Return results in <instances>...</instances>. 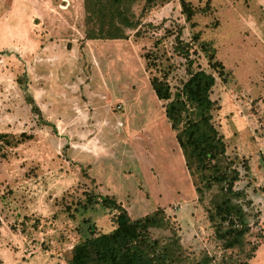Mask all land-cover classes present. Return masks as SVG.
<instances>
[{"label":"rangeland","instance_id":"374dc122","mask_svg":"<svg viewBox=\"0 0 264 264\" xmlns=\"http://www.w3.org/2000/svg\"><path fill=\"white\" fill-rule=\"evenodd\" d=\"M211 3L215 11L196 15L193 28L171 0L140 17L137 36L126 30V39L85 40L82 0H0L1 264H66L87 215L109 230L104 210H72L88 190L113 195L132 218L162 208L189 260L205 254L213 264H264V0ZM141 5H133L135 16ZM198 30L227 72L211 90L218 103L212 121L241 172L246 159L249 171L236 186L250 182L251 213L259 211L258 226L228 250L213 237L204 210L209 194L196 200L193 176L148 83L168 71L174 87L183 75L175 35L189 47L191 67L210 70L191 39ZM148 50L154 65L146 67ZM20 73L39 114L15 81ZM255 230L262 237L247 255Z\"/></svg>","mask_w":264,"mask_h":264},{"label":"trees","instance_id":"16d2710c","mask_svg":"<svg viewBox=\"0 0 264 264\" xmlns=\"http://www.w3.org/2000/svg\"><path fill=\"white\" fill-rule=\"evenodd\" d=\"M139 1H142V5L135 16L132 7ZM169 1L82 0L83 39H126V30H134L132 35L137 36L141 31L140 17L151 7ZM176 1L184 22L191 28L196 26L193 21L196 15H212L215 11L211 0L210 4L205 0L200 7L193 5L191 0ZM200 34L201 30L196 31L191 39L199 40L197 46L206 57L209 71L191 67L193 60L188 53L189 47L175 35V50L183 59V75L178 77L174 87L169 83L168 71L152 75L148 83L156 99L161 102L184 164L193 176L196 200L201 202L205 194H209L204 210L213 237L222 250H228L241 247L245 235L258 226L259 211L251 213L253 203L246 190L250 182L236 186L249 171L246 159L239 161L241 172L235 158L226 155L223 135L212 121V113L218 109V103L210 98L211 90L216 78L225 81L227 72L215 58L211 42L199 39ZM151 54V50L143 54L146 67L148 64L154 65L153 60L149 59ZM15 81L23 90L24 100L31 110L39 114L26 89L25 74L20 73ZM95 208L108 213L111 228L103 230L90 215L82 217L77 228L79 238L69 247L66 264H213L205 254L197 259L187 258L179 236L160 207L132 218L113 195L88 190L83 191L82 199L74 202L72 210L84 213ZM65 209L69 211V205ZM153 228L167 230L168 234L162 238L153 237L150 232ZM254 237L256 241L250 245L247 255L256 250L262 233L255 230Z\"/></svg>","mask_w":264,"mask_h":264}]
</instances>
